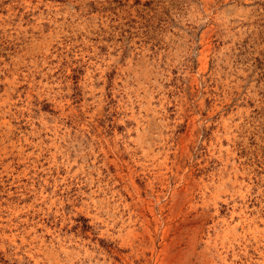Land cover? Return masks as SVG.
<instances>
[{"label": "rangeland", "instance_id": "obj_1", "mask_svg": "<svg viewBox=\"0 0 264 264\" xmlns=\"http://www.w3.org/2000/svg\"><path fill=\"white\" fill-rule=\"evenodd\" d=\"M0 264H264V0H0Z\"/></svg>", "mask_w": 264, "mask_h": 264}]
</instances>
